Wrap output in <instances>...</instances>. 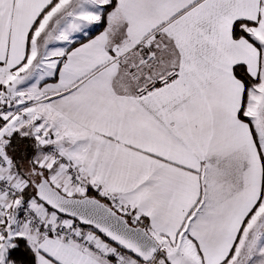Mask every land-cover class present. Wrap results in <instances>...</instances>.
I'll return each instance as SVG.
<instances>
[{"label":"snow or ice","instance_id":"snow-or-ice-1","mask_svg":"<svg viewBox=\"0 0 264 264\" xmlns=\"http://www.w3.org/2000/svg\"><path fill=\"white\" fill-rule=\"evenodd\" d=\"M0 264H264V0H0Z\"/></svg>","mask_w":264,"mask_h":264}]
</instances>
